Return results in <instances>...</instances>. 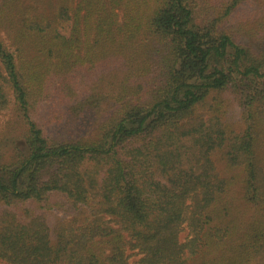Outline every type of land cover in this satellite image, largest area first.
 Segmentation results:
<instances>
[{
	"label": "trees",
	"instance_id": "16d2710c",
	"mask_svg": "<svg viewBox=\"0 0 264 264\" xmlns=\"http://www.w3.org/2000/svg\"><path fill=\"white\" fill-rule=\"evenodd\" d=\"M262 78L264 0H0V264H264Z\"/></svg>",
	"mask_w": 264,
	"mask_h": 264
},
{
	"label": "rangeland",
	"instance_id": "374dc122",
	"mask_svg": "<svg viewBox=\"0 0 264 264\" xmlns=\"http://www.w3.org/2000/svg\"><path fill=\"white\" fill-rule=\"evenodd\" d=\"M243 10H241L243 12V16H246L245 13L250 14L249 13V10L250 9H247L245 8L244 6L242 7ZM238 28H240V26L238 25ZM241 36H242V40L243 42H248V41H251L250 37L247 35V33H240ZM263 84H264V78H262L260 80ZM229 98H230V95H228ZM232 121H236L238 119V114H239V109L237 108L236 104L234 103L232 108ZM11 122H12V114L10 112V110H6V111H2L0 112V136L1 134L3 133H6L8 130V127L10 128V125H11ZM64 125H66L65 123H63ZM63 126L62 124L60 125V127ZM73 126H71L72 128ZM74 128V127H73ZM74 130V129H73ZM12 131V130H11ZM9 135V133L7 134V136ZM25 147V146H24ZM214 160H215V165L217 167V170L219 171H222L223 170V164L219 161V157L218 156H214ZM0 176H7V174L4 172V171H1L0 170ZM53 198H60L59 196L57 195H54Z\"/></svg>",
	"mask_w": 264,
	"mask_h": 264
}]
</instances>
